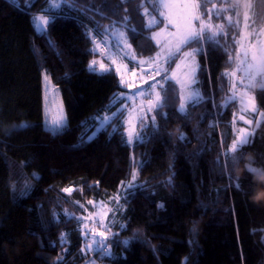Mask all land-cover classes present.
Returning <instances> with one entry per match:
<instances>
[{"label": "trees", "instance_id": "16d2710c", "mask_svg": "<svg viewBox=\"0 0 264 264\" xmlns=\"http://www.w3.org/2000/svg\"><path fill=\"white\" fill-rule=\"evenodd\" d=\"M213 3L236 0H211L207 7ZM49 6L50 0H0V264H83L90 256L78 219L84 204L105 202L125 185L106 238L110 254L102 255L109 264H264V177L246 170L250 163L264 169V121L235 162L228 154L238 105L225 103V73L235 64L229 57L236 55L240 28L225 17L234 14L241 22V7L220 18L212 14L213 25L223 24L228 35L197 53L203 99L181 111L178 85L167 80L163 108H155L154 121L138 124L142 139L129 143L124 112L89 136L97 116L117 108L113 98L123 89L115 69H89L97 54L111 48L92 51L89 33L103 41L106 26L128 16L125 30L135 52L152 56L158 45L144 8L156 9L150 0ZM251 12V25L264 26V0H253ZM35 13L51 16L44 31L35 28ZM43 72L66 111V126L56 131L44 123ZM255 96L264 110L260 87Z\"/></svg>", "mask_w": 264, "mask_h": 264}, {"label": "rangeland", "instance_id": "374dc122", "mask_svg": "<svg viewBox=\"0 0 264 264\" xmlns=\"http://www.w3.org/2000/svg\"><path fill=\"white\" fill-rule=\"evenodd\" d=\"M62 2L63 0H56V3L59 5ZM168 2L170 6L165 11L164 17L158 15L159 9H156L157 12H154L151 7L149 6L146 7L148 9L149 14L151 16H155L156 20L159 21V23L153 24L151 29L152 38L154 33L159 34L156 35L155 38H153L154 42L158 45V50L154 55L152 56L138 55L135 52L132 42L130 41L129 36L127 34L128 42L132 45V49H133L132 55L135 56V60L131 59L130 57H126L118 52V50L115 47L117 40L116 37L114 36L110 37V40L114 44L113 45L114 48L110 49L107 52H111L114 54L113 59L115 60V64H113L112 61L108 59L106 55L107 52L103 54H97L93 58V60L102 62L109 69L112 68L115 69L116 73L119 76L120 85L123 87V89L118 91V93H116L115 97L113 98L114 101H119L117 108L112 112L109 113L104 112L101 115L97 116L98 122L94 130L89 135L90 137L96 134L98 130L102 129L107 122L113 120L114 117L117 116L120 112H124L122 119L125 123V132L127 134V137H128V132L132 129H135V132L137 133L138 124L142 122V120L147 122L148 118L152 117L156 107H153L152 110L149 111L148 108L149 101L154 99V97L150 95L152 91L150 85L157 84L155 91H158L161 97H163L162 89L165 84V81L163 79H159V75L164 71H160L159 74H157L154 71L156 64L149 63L148 62L149 58L155 57L156 54L160 53L162 49H165L166 47L170 46L175 42V37L170 34L177 33L178 31L181 32L183 31L188 18V11H189L186 0H168ZM55 8L57 7L53 6V0H50L49 9L53 10ZM246 10L248 11L250 18L252 16L251 7L249 8L247 5L241 6L240 8V12L242 13V20L240 22L241 27L243 26V17ZM201 11L203 12L202 9ZM230 16H232L233 19H235L234 14H230ZM39 17H46L48 18V20H50L51 16L46 13H35L32 16L35 28L38 31H44L47 28L48 24L46 26L43 25L42 22L38 19ZM168 18L176 21V24L179 26V28L173 26L172 24H169ZM148 19L149 17L146 16V26ZM203 19L206 23H211L213 25L212 16L211 19H209L208 16L207 17L204 16ZM194 27L199 28V23L194 22ZM258 29H264V26L255 28L251 25V20H250L249 27L244 29V33L246 35H249V40L243 42L245 43V46H248V44L255 45L257 41H259L260 44H264V33H261L259 36H257L256 32ZM239 38H240V33L237 37V40ZM199 48H201V45L192 43L190 45L185 46L182 49V51L191 52L192 49H199ZM239 51L240 49L239 46L237 45L236 54ZM161 55L163 56V53H161ZM174 58H175L174 60L175 62L171 68L168 67V63L163 64L161 62L160 66L163 68H167L168 70L170 69V73L168 74V76L172 77V80H174L178 85L179 94H180L178 108L180 109L182 97H186L189 92L198 91L199 93L202 94V91L198 86L199 59L197 54H195L194 58L192 57L184 58L180 55ZM139 61H145V62L141 64L139 63ZM177 64H179L180 67H177ZM98 66L99 64L96 67ZM193 68H195L194 78L196 80V83L194 84L191 83ZM235 68L236 65L234 64L233 67H231L228 70V72H232L233 70H235ZM242 75H243L242 72L237 71L236 78L228 76L229 94L226 98V101H228V97L232 95L231 89L233 82ZM121 78H123L124 83H121ZM258 81L253 84L251 89V94L254 96H255V89L257 87H260ZM236 91L237 93H242L244 89L242 86H240L237 83ZM140 92H143L144 95L141 96L137 94ZM43 96H44L45 126L54 131L65 127L67 120H66V111L62 101V97L57 87L53 84L48 74H46L45 72H43ZM235 100L237 102L238 109L233 117V129L236 135L233 140L237 138L240 129H245V131L254 129L256 132L257 128L260 126L262 121H264V117H261L257 113H253L251 111H247V112L242 111V105L240 103L239 98ZM255 102L256 105L258 106L257 99L255 100ZM258 109L260 112H264V110L260 109L259 106ZM113 113H116V115L113 116L112 115ZM241 115L244 116V120L239 119ZM105 117H108L109 119H105ZM246 121H252V123L249 125L246 123ZM133 140L131 142H133ZM256 168L262 170L257 174L264 177V169L260 167H256ZM127 187L128 185H125V187L122 188L120 193L116 194L115 197H112L109 200H106L105 202H102L101 200H97V199H92L90 200L92 203H89L90 202L89 201L88 204L87 203L84 204V208H83L84 211L80 214V218L81 217L83 218L81 219V228H82L83 236L85 238L83 251L89 253L90 256L87 260H85L83 264H109L108 261L102 259V255L104 256V254L110 253L109 248L97 247L96 241H102L103 244H107L106 238L110 234L109 228L113 227L114 223L116 222V219H114L116 217V215L114 214L116 211L115 209L116 207L120 206V201H122V198L125 197L127 193ZM261 230L263 231L262 238L264 240V226L261 227ZM86 233H88V235H86ZM89 245H91V247H89Z\"/></svg>", "mask_w": 264, "mask_h": 264}, {"label": "snow or ice", "instance_id": "6c2138e0", "mask_svg": "<svg viewBox=\"0 0 264 264\" xmlns=\"http://www.w3.org/2000/svg\"><path fill=\"white\" fill-rule=\"evenodd\" d=\"M64 3H68L69 0H63ZM127 2V0H125ZM152 3L153 9H159L158 15L164 17L165 11L169 8V2L168 0H150ZM211 2V0H204V3H201V0H186V3L188 4V18L185 24V27L183 31H178L177 33H171L170 35H173L175 37V42L171 44L170 46L166 47L165 49H162L160 53H157L155 57L149 58V63H155L156 67L154 68V71L159 74L160 71H164L166 75L162 78L165 82L169 79H172V77H169L167 75L168 69L163 68L160 66V63L167 64L169 61H173L174 57H177L178 55L188 58L192 57L194 58L195 54L199 53L202 50V47L199 49H192L191 52H183L182 49L190 45L191 43H199L201 46H203L206 42H211L214 44H219L218 37L224 36L226 37L228 35L227 31L225 30V26L223 24L213 26L211 23H206L203 19V17L207 14L209 19H211V16L213 12L217 16V18H220L221 15L225 12H228L229 10H235L238 7L247 5L249 8L252 5L253 0H236L235 4H227V0H225V3L227 6H221L217 7L215 3L212 4L211 8L207 7V4ZM53 6L59 7L60 5L56 3V0H53ZM70 6H74V4H70ZM204 8L205 11H201V8ZM114 14L115 13V10ZM125 11H127L125 9ZM144 14L149 17L147 22V27L151 28L153 24L159 23V21L156 20L155 16H151L148 12V9L145 8ZM101 16H104L103 12H100ZM107 18V17H106ZM167 18V17H166ZM43 25H47L49 23L48 18L46 17H39L38 18ZM227 24L229 26L240 28V38L237 40L234 38L235 44L239 46L240 51L235 55V57L230 56V60H234L236 68L232 72H226V76H230L233 78H236L237 71H240L243 73L242 76L237 78L233 82L232 85V95L228 97V101L235 100L239 98L240 103L242 105V111H251L253 113H257L261 117H264V112H260L258 109V106L256 105V98L254 95L251 94V89L254 83L258 81L259 78V86L262 92H264V44H260L259 41L256 42L255 45L248 44V46H245L244 41L249 40V35H246L244 33V29L249 27V21L250 16L248 14V11L246 10L243 17V26L241 27L239 20H234L232 16L225 17ZM130 20V17L124 16L122 17L121 21H114L111 26H106L105 32L101 33V35L104 36L103 41H97L95 37L91 36V33H89L90 38L92 39V42L94 44V48L92 51H97L101 47V43L105 45L110 46V37L114 36L116 37L117 43L115 45L116 49L119 53L123 54L126 57H130L131 59L135 60V56L132 55L133 49L132 45L128 42V36L127 32L124 29L128 28V22ZM194 22L199 23V28L194 27ZM168 23L172 24L173 26H176L179 28V26L176 24V21L168 18ZM254 23V21H253ZM117 24L120 25V27H117ZM133 33H135V28L133 27L131 29ZM97 32H100L99 26H97ZM261 33H264V29H258L256 32V35L259 36ZM156 35H159L158 33L153 34V38H155ZM163 53V56L161 55ZM109 60L112 61L113 64H115V60L113 59V53L107 52L106 53ZM145 61H139V63H144ZM99 64L98 67H96ZM177 67H180L179 64H177ZM198 67V66H197ZM89 69L97 71L99 73H105L110 71V69L105 66L102 62H98L96 60H92L89 64ZM195 68L192 70V79L191 83H196L195 80ZM121 83H124L123 78H121ZM159 83V82H157ZM237 83L243 87L244 91L242 93H237L236 91V85ZM157 87V84L150 85L151 93L154 97L153 100L149 101V111L152 110L153 107L156 108H163L164 106V98L161 97L160 93L158 91H155ZM138 95L143 96L144 93L140 92L137 93ZM203 99V96L198 91H191L187 94L186 97H182V102L180 104V110L184 111L186 109L188 102L197 103L200 100ZM227 103V101L225 102ZM113 116L116 115V113L112 114ZM105 119H109L108 117H105ZM153 121L155 120V117H152ZM240 120H244V116L241 115L239 117ZM247 124H251L252 121H246ZM141 127H143V124L141 123ZM255 130L251 129L248 131H245V129H240L239 134L235 140H233L232 144L229 146L228 154L232 156L233 162L237 159L236 153L240 152V150L243 148L244 145L250 143V137L254 135ZM134 136L136 138H141L139 133L135 132V129H132L128 132L127 141L130 143ZM181 138H183V134H181ZM246 170L249 175L255 176L257 173L261 172V169H258L256 167H253L252 164L246 165ZM133 179H135V176H133ZM239 179V178H237ZM237 187L240 185L237 184ZM129 187H134L133 184L129 183ZM250 189L252 191L255 190V181L252 182L250 185ZM65 192H71L72 189L65 188L63 189ZM89 203H92L91 201ZM71 216H75L74 213L70 214ZM78 219H83L78 218ZM64 236V240L61 241V243L66 242L67 234H62ZM88 235V233H86ZM102 235V234H101ZM125 244L128 243L127 240L124 241ZM97 247L107 248L106 244H103L102 241H96ZM91 247V245H89ZM110 254V253H106ZM58 259H62V257H58Z\"/></svg>", "mask_w": 264, "mask_h": 264}, {"label": "built area", "instance_id": "2783aa9c", "mask_svg": "<svg viewBox=\"0 0 264 264\" xmlns=\"http://www.w3.org/2000/svg\"><path fill=\"white\" fill-rule=\"evenodd\" d=\"M101 41H102V38H101ZM106 49H107V45L101 43L100 50H101V51H104V50H106Z\"/></svg>", "mask_w": 264, "mask_h": 264}, {"label": "crops", "instance_id": "0c3cea01", "mask_svg": "<svg viewBox=\"0 0 264 264\" xmlns=\"http://www.w3.org/2000/svg\"><path fill=\"white\" fill-rule=\"evenodd\" d=\"M110 44H111V48L110 49H113L114 47H113V43H112V41H110Z\"/></svg>", "mask_w": 264, "mask_h": 264}]
</instances>
